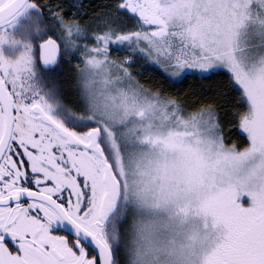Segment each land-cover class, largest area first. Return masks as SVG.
Masks as SVG:
<instances>
[{
    "label": "snow or ice",
    "instance_id": "1",
    "mask_svg": "<svg viewBox=\"0 0 264 264\" xmlns=\"http://www.w3.org/2000/svg\"><path fill=\"white\" fill-rule=\"evenodd\" d=\"M0 264H264V0H0Z\"/></svg>",
    "mask_w": 264,
    "mask_h": 264
},
{
    "label": "rangeland",
    "instance_id": "2",
    "mask_svg": "<svg viewBox=\"0 0 264 264\" xmlns=\"http://www.w3.org/2000/svg\"><path fill=\"white\" fill-rule=\"evenodd\" d=\"M92 1H94V0H92ZM21 17H22V15H21ZM23 21L24 20L22 19V22ZM19 24L21 25L22 23L20 22ZM7 33H8L7 39L9 41V43H6L4 46H7L9 48H13L14 50H20V48L22 46L21 45L22 42H24V40L26 39L25 38L26 37V33L24 32L23 27L18 28V30L15 29V28L13 30H11V29L10 30H7ZM241 42H242V44L243 43H251L250 40H246L243 37H242V41ZM13 44L15 46H13Z\"/></svg>",
    "mask_w": 264,
    "mask_h": 264
},
{
    "label": "flooded vegetation",
    "instance_id": "3",
    "mask_svg": "<svg viewBox=\"0 0 264 264\" xmlns=\"http://www.w3.org/2000/svg\"><path fill=\"white\" fill-rule=\"evenodd\" d=\"M22 19H23V16L21 18H19V20L13 21L14 26L9 27L7 30H10V29L13 30L14 28L18 30V28L22 27V25L24 24V21L22 22ZM20 22L22 23L21 25L19 24ZM25 38L27 39V36ZM26 39L24 41H26ZM22 44H23V42H22ZM19 51L20 50H14L13 48H9L7 46H4V52H5V55H7V56L14 57L19 53Z\"/></svg>",
    "mask_w": 264,
    "mask_h": 264
},
{
    "label": "trees",
    "instance_id": "4",
    "mask_svg": "<svg viewBox=\"0 0 264 264\" xmlns=\"http://www.w3.org/2000/svg\"><path fill=\"white\" fill-rule=\"evenodd\" d=\"M92 2L94 5H101L104 2V0H94Z\"/></svg>",
    "mask_w": 264,
    "mask_h": 264
},
{
    "label": "water",
    "instance_id": "5",
    "mask_svg": "<svg viewBox=\"0 0 264 264\" xmlns=\"http://www.w3.org/2000/svg\"><path fill=\"white\" fill-rule=\"evenodd\" d=\"M16 3V0H12V4H15ZM21 13H17V18H14L13 21H16L18 20L20 17H21Z\"/></svg>",
    "mask_w": 264,
    "mask_h": 264
}]
</instances>
